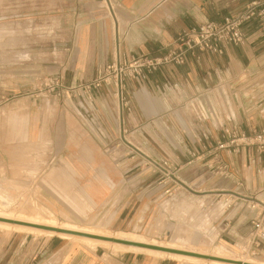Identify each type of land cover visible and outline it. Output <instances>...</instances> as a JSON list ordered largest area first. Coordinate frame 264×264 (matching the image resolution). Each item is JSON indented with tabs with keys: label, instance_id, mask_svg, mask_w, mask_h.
<instances>
[{
	"label": "crops",
	"instance_id": "1",
	"mask_svg": "<svg viewBox=\"0 0 264 264\" xmlns=\"http://www.w3.org/2000/svg\"><path fill=\"white\" fill-rule=\"evenodd\" d=\"M248 1L64 0L63 48L57 58L48 59L55 64L50 73L70 84L92 78L98 66L117 58L160 56L182 30L208 20L219 21L227 14L240 11ZM243 30L244 43L226 45L222 54H190L184 64L162 65L145 80L129 79L121 95L114 93L112 85H102L92 89L91 100L85 98L78 103L87 118L81 124L86 126L88 134L103 139H121L122 129L134 134L141 125L155 121L188 124V131L174 130L177 146L170 148V152L164 149L161 155L166 160L171 155L180 187L205 185L210 191L230 192L234 206L222 214L220 221L223 237L231 245L237 236L252 229L251 219L259 211L264 212V150L255 144L234 146L231 142L233 129L236 135L242 132L251 135L253 130L264 128V36L258 30L256 19L246 22ZM8 94L11 93L2 94L4 98L0 96V106L17 113L7 117L16 121L23 107H29L31 114L34 113L30 118V136H27V142L34 144L39 136L35 104L15 95L6 97ZM79 122L75 114L60 116L58 128H64L63 144L59 150L52 146L49 158L67 150L63 161L69 162L70 168L58 167L57 173L49 178L61 173L72 195L81 194L97 210L105 209L115 192L108 191L104 175L113 167L100 159L101 149L78 136L83 135ZM25 136L4 135L12 141L26 139ZM66 139L70 141L68 144ZM185 140L186 144L182 142ZM218 142L224 147L220 148ZM18 146L17 142H11L9 147L8 142L0 144L4 162L3 166L0 163V175L3 172L7 178L12 172H22V177L15 180L21 183L26 173L40 174L41 169L19 160L13 163L10 153L1 149L7 147L15 153ZM220 170L224 176L222 181L216 177ZM199 172L204 175L198 176ZM167 182L165 178V186ZM51 247L42 241L32 246L24 237L5 236L0 232V264H33L34 255L60 250ZM219 251L229 254L225 247ZM256 258L257 263H264V243Z\"/></svg>",
	"mask_w": 264,
	"mask_h": 264
},
{
	"label": "rangeland",
	"instance_id": "2",
	"mask_svg": "<svg viewBox=\"0 0 264 264\" xmlns=\"http://www.w3.org/2000/svg\"><path fill=\"white\" fill-rule=\"evenodd\" d=\"M63 7L64 0H0V96L11 93L6 97L15 95L26 101L31 100L37 108L35 116L39 130L34 144L27 142L31 130L30 118L34 113L31 114L29 107H23L18 111L15 121L10 116L17 112L6 111L5 105L0 106V144L8 142L9 147L11 142H17L19 145L15 153L9 152L7 147L1 149L10 153L11 162L19 160L22 164H34L37 169H41L40 174L26 173L21 183L15 180L22 177V172H12L7 178L1 172L0 213H13V217L26 214L50 216L57 223H72L108 231L111 235L121 232L172 243L179 248L259 262L256 257L239 255L233 244L227 243L223 237L220 218L234 206L233 197L228 195L230 192L210 191L205 185L180 187L177 170L170 160L171 155H167V160L161 155L164 149L170 152V148L177 146L178 141L173 137L174 130L188 131V124L155 121L141 125V129L134 134L123 132L122 129V138L118 140L88 134L86 126L81 124V120L86 123L87 118L78 106L79 100H82L80 95L78 92L67 93L62 87H53L56 80H60L64 87L72 83L68 84L59 75L50 73L55 64L48 62V59L57 58L63 48L62 26L66 14ZM71 110L80 121L78 128L83 135L78 136L101 149L103 156L100 159L113 167L111 172L104 175L108 191L115 192L109 207L105 209L97 210L81 194L72 195L65 187L66 179L61 173L49 178L57 173L55 169L58 167L64 165L70 168V163L63 161L67 157V150L59 156H49L52 146L59 150L63 144L64 128H58V121L62 115L65 118L74 115ZM12 134L18 137L26 135V139L12 141L4 137ZM65 142L68 144L70 141L66 139ZM182 142L186 144V140ZM233 143L235 146L237 142ZM194 158L188 157L189 160ZM0 163L4 165L1 157ZM203 175V172L198 173L200 177ZM216 177L219 181L224 180L222 170ZM165 178L168 181L166 186ZM46 185L49 188L44 189ZM11 220L0 219L3 222L37 227L31 223ZM0 232L5 236L16 234L24 237L32 246L42 241L54 250L60 248L47 255H34L36 261L33 264H200L113 249L111 246L83 244L57 234L45 236L11 228H0ZM221 247H225L229 254L219 251Z\"/></svg>",
	"mask_w": 264,
	"mask_h": 264
},
{
	"label": "built area",
	"instance_id": "3",
	"mask_svg": "<svg viewBox=\"0 0 264 264\" xmlns=\"http://www.w3.org/2000/svg\"><path fill=\"white\" fill-rule=\"evenodd\" d=\"M252 19H256L258 30L264 36V0H249L240 11L227 14L219 21L208 20L197 27L182 30L160 56L137 55L126 60L117 58L98 66L95 75L90 79H80L78 83L66 87L60 80H56L53 87H62L67 93L78 92L81 99L87 100L92 99V89L102 85H112L114 93L121 95L126 81L145 80L148 74L162 65H181L190 54L202 52L222 54L226 45L243 44L245 40L243 26ZM235 132L233 129L232 143L236 141V145L245 146L255 144L258 149L264 150V128L253 130L251 135L243 132L236 135ZM217 145L220 148L224 147L221 142ZM252 207L254 208V205ZM251 224L252 229L247 234L237 236L233 241L237 253L245 257H256L264 243V212L259 211L251 219Z\"/></svg>",
	"mask_w": 264,
	"mask_h": 264
},
{
	"label": "bare ground",
	"instance_id": "4",
	"mask_svg": "<svg viewBox=\"0 0 264 264\" xmlns=\"http://www.w3.org/2000/svg\"><path fill=\"white\" fill-rule=\"evenodd\" d=\"M5 213V212H3ZM23 214V213H21ZM19 215V214H18ZM16 217H13V213H7L3 215L0 213V217L4 219H13L16 221H23L26 223H32V224H37V225H45L49 227H57L60 229H66V230H71L75 232H81V233H87L91 235H96V236H101V237H113L115 239H126L129 241H136L139 243H145L148 245H154L158 247H163V248H168V249H173V250H180V251H190V252H195V253H202L199 251L195 250H190V249H185V248H179L177 245L174 246V244H167L162 242H157L155 240H150L142 236H136V235H127V234H122L121 232H118L114 235H111L108 233V231H103V230H96L93 228L89 227H81L76 224L72 223H57L53 217L50 216H40L37 217L35 215H14ZM0 227L1 228H7V229H13L17 231H25L28 233H36L39 235H45V236H52L54 234H57L59 237H63L66 239H71V240H78L80 242H83V244H90V245H102V246H111L113 249H120L123 251H133V252H140V253H145L147 255L155 256V257H160V258H172V259H177L178 261H190V262H196V263H210V264H237V263H231L227 261H221V260H216V259H206L202 257H197L193 255H187L183 253H177V252H171V251H166L162 249H154V248H147V247H139V246H133V245H126L118 242H111V241H106V240H100L96 238H90V237H82L78 235H73L69 233H64V232H58V231H53V230H47V229H42V228H37V227H32V226H26V225H21V224H13L9 222H3L0 221ZM202 254H207V255H212L215 257H221L225 259H234V260H239V261H245L248 263H254V264H264L262 263H257L254 262L253 260L249 259H242V258H237V257H229V256H221L219 254H210V253H202Z\"/></svg>",
	"mask_w": 264,
	"mask_h": 264
},
{
	"label": "water",
	"instance_id": "5",
	"mask_svg": "<svg viewBox=\"0 0 264 264\" xmlns=\"http://www.w3.org/2000/svg\"><path fill=\"white\" fill-rule=\"evenodd\" d=\"M0 219H3V218H0ZM7 220H9V219H7ZM11 221H13V220H11ZM15 222H21V221H15ZM21 223H26V222H21ZM33 225H35V226H37L39 228H42V229L53 230V231H58V232H65V233H74V234H79V235H83V236H91L93 238H98V239H102V240H109V241H115V242L126 244V245H133V246L147 247V248H154V249H162V250H166V251L183 253V254H187V255H193V256L202 257V258H206V259H216V260H221V261H227V262L237 263V264H254V263H248V262H245V261H239V260H234V259H225V258H221V257H215V256H212V255H207V254H202V253L173 250V249L158 247V246H154V245H148V244H145V243H139V242H136V241H129V240H126V239H115L113 237H101V236L91 235V234H87V233H81V232H75V231L66 230V229H60V228H57V227H49V226H45V225H37V224H33Z\"/></svg>",
	"mask_w": 264,
	"mask_h": 264
}]
</instances>
